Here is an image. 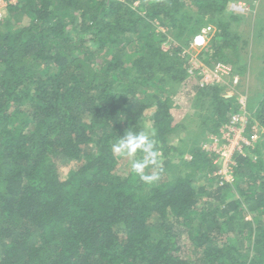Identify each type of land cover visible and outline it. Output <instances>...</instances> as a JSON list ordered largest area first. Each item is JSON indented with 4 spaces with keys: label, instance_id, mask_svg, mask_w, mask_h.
Returning a JSON list of instances; mask_svg holds the SVG:
<instances>
[{
    "label": "trees",
    "instance_id": "1",
    "mask_svg": "<svg viewBox=\"0 0 264 264\" xmlns=\"http://www.w3.org/2000/svg\"><path fill=\"white\" fill-rule=\"evenodd\" d=\"M231 2L8 5L0 20V264H264V87L246 124L262 141L233 155L232 183L212 178L216 154L200 145L240 113L224 85L192 87L190 141L170 143L181 128L172 97L188 77L179 51L211 24L200 60L233 75L249 45L237 44L250 20ZM169 35L179 47L164 51ZM145 128L160 152L161 169L146 170L159 176L153 183L132 170L121 176L122 157L112 152L127 130Z\"/></svg>",
    "mask_w": 264,
    "mask_h": 264
},
{
    "label": "rangeland",
    "instance_id": "2",
    "mask_svg": "<svg viewBox=\"0 0 264 264\" xmlns=\"http://www.w3.org/2000/svg\"><path fill=\"white\" fill-rule=\"evenodd\" d=\"M7 2L8 1L5 2L6 5L3 3L0 4V20H4L7 16ZM240 2L249 8L247 12L243 13V16L247 20H250V27H241L236 32L240 34L237 44L239 45L241 42L243 43V41H245L249 45L242 52L241 57L238 58L239 61L234 74L228 75V72L219 71V69L223 68L219 67L216 69L215 66L217 65L213 64V66H208L202 63L200 60L202 51L191 53L185 47L186 49L183 48L179 52L181 53L183 50H186L185 52L190 53L188 54L189 56H186L185 62L187 63V70H192L193 75H188L186 81L176 89L175 95L172 97L173 107L171 109V114L174 118V123L181 126V128L179 129L178 136L176 135L175 139H171V144H177V139L180 137H183L182 139H184L186 143L190 141L186 139V134L192 132L196 125L197 116H195L196 110L193 106L194 91L192 87L197 85V83H201L206 79L205 81L208 84L216 85V83H219L224 85V98L234 97L238 100L237 102L240 103V113L238 115L243 120L229 129H225L227 125L222 126L216 137L207 136L205 140L200 143L205 150H210L209 152L216 154L214 164L217 170L212 174V178H218L216 181L218 185H221L222 182L232 183L234 181L231 170V167L235 165L233 155L236 152H238V154H244V148L242 149V153L236 150L239 146H245L242 144L241 140L245 141L247 139L246 141L250 142V145L252 144L251 142L256 143L262 141V138L259 137L261 132L257 125L255 123L251 125L249 132L246 129V124L248 120L252 119V108L256 104V101L251 98L262 93L264 87V57H262L264 56V23L262 24L258 21V13L262 9V12H264V0H241ZM23 22L26 23L25 19ZM256 25L262 29L261 33L257 31ZM256 33L258 35H256ZM169 37L168 42L161 45L164 51L169 50L172 46H178L175 44V41H173L174 37L172 35H169ZM181 57H183L182 54ZM217 64L218 66H225L222 63ZM214 75L218 76L217 80H214ZM212 79L213 81H211ZM166 90H168V88H166ZM145 126L148 128L151 126V123L147 122ZM224 153L227 155L233 153L230 157L232 164L229 163ZM185 156H187V154ZM174 159V161H176L178 157L174 156ZM181 159H188V157ZM70 169L71 166L61 167L62 175H67ZM130 171V160L126 157H122L119 173L122 174L121 176H126Z\"/></svg>",
    "mask_w": 264,
    "mask_h": 264
},
{
    "label": "clouds",
    "instance_id": "3",
    "mask_svg": "<svg viewBox=\"0 0 264 264\" xmlns=\"http://www.w3.org/2000/svg\"><path fill=\"white\" fill-rule=\"evenodd\" d=\"M154 136L155 132L146 128L140 131L127 130L112 144V152L128 158L131 170L145 183H153L159 178L157 174H148L146 170L161 169L160 152Z\"/></svg>",
    "mask_w": 264,
    "mask_h": 264
},
{
    "label": "built area",
    "instance_id": "4",
    "mask_svg": "<svg viewBox=\"0 0 264 264\" xmlns=\"http://www.w3.org/2000/svg\"><path fill=\"white\" fill-rule=\"evenodd\" d=\"M17 1L18 0H9L7 3H8V5H14V4H16ZM5 2H6L5 0H0V4L3 3L4 5H6ZM231 9L235 10L237 12H241V13H245V12H247L249 10V8H247L243 3H240V2L232 3L231 4ZM160 31L164 33L163 29H160ZM214 31L215 30H214L213 26H211V25H207V26L203 27L196 35H194V37L190 41V43H189V45L187 47L188 51L191 52V53H196V52L202 51L207 46V44L209 43L212 35L214 34ZM185 51L186 50H183L180 53V56H181V54H182L183 57L184 56H189L188 54H190V53L185 52ZM219 67L223 68V69H219V71H221V72H223V71L224 72H229V70H230V68L227 67L226 65L225 66H223V65L218 66V64H217V66H215L216 69H218ZM187 73H188V75H193V72L190 69L187 70ZM213 78H214V80H217L218 76L214 75ZM205 80L202 81L201 83H199V85L201 87H203V86L208 84ZM211 81H213V79ZM242 120L243 119L239 115L232 117L231 120H230V123L227 126L225 125L226 126L225 129L232 128V126L234 127L238 122H240ZM246 140L245 141L241 140L242 144L245 145V146H239V147L236 148V150H238L239 153H242V149L244 147L250 146V142H248ZM224 154H226V153H224ZM232 154H228V155L226 154V158L228 159L229 163H231V164H232V162H231L230 157L232 156Z\"/></svg>",
    "mask_w": 264,
    "mask_h": 264
},
{
    "label": "crops",
    "instance_id": "5",
    "mask_svg": "<svg viewBox=\"0 0 264 264\" xmlns=\"http://www.w3.org/2000/svg\"><path fill=\"white\" fill-rule=\"evenodd\" d=\"M239 2H240V0H238ZM237 0H236V2H238ZM232 3V2H231ZM241 3V2H240ZM258 15H259V17H258V21L260 22V20H261V18H264V12H262V13H258ZM209 25H211V24H209ZM212 26V25H211ZM213 28H214V30H215V27L213 26ZM215 32V31H214ZM214 35V34H213ZM212 35V36H213ZM212 38V37H211Z\"/></svg>",
    "mask_w": 264,
    "mask_h": 264
}]
</instances>
